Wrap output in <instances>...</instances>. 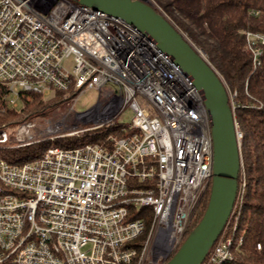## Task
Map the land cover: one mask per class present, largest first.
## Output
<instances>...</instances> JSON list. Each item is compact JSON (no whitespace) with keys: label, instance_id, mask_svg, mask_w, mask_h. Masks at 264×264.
I'll return each mask as SVG.
<instances>
[{"label":"built area","instance_id":"built-area-1","mask_svg":"<svg viewBox=\"0 0 264 264\" xmlns=\"http://www.w3.org/2000/svg\"><path fill=\"white\" fill-rule=\"evenodd\" d=\"M246 35L259 66L264 32ZM88 89L101 92L77 115L88 126L65 136L112 130L103 139L18 160L11 152L62 135L49 128L51 136L37 139L36 122L27 120L0 124V264H144L150 257L166 264L209 192L213 142L203 97L153 39L74 0H0V116L23 111L34 97ZM227 90L241 203L244 134L237 93ZM232 214L203 264L234 259L243 239L235 248Z\"/></svg>","mask_w":264,"mask_h":264},{"label":"trees","instance_id":"trees-1","mask_svg":"<svg viewBox=\"0 0 264 264\" xmlns=\"http://www.w3.org/2000/svg\"><path fill=\"white\" fill-rule=\"evenodd\" d=\"M155 1L167 18L206 52L226 87L237 93L236 119L244 134L241 153L246 188L242 202L236 203L232 214L233 223L237 217L233 235L235 248L240 239L243 240L234 251V259L224 264H264V50L260 65L255 66L246 35L247 31L264 32V0ZM252 10H258L260 14L253 15ZM42 104L43 99L34 97L23 111H10L0 116V123L35 110ZM108 132L112 130L99 133L94 139H103ZM30 150L31 147L11 153L17 157ZM208 198L209 192L187 235L204 215Z\"/></svg>","mask_w":264,"mask_h":264},{"label":"water","instance_id":"water-1","mask_svg":"<svg viewBox=\"0 0 264 264\" xmlns=\"http://www.w3.org/2000/svg\"><path fill=\"white\" fill-rule=\"evenodd\" d=\"M137 27L191 75L211 122L212 181L207 208L166 264H203L233 212L241 171L233 110L218 72L185 35L147 0H74Z\"/></svg>","mask_w":264,"mask_h":264},{"label":"rangeland","instance_id":"rangeland-1","mask_svg":"<svg viewBox=\"0 0 264 264\" xmlns=\"http://www.w3.org/2000/svg\"><path fill=\"white\" fill-rule=\"evenodd\" d=\"M152 4L159 12L163 13L161 7L157 4L155 0H147ZM167 17V16H166ZM179 30L180 28L175 25ZM183 33V32H182ZM185 37L203 54L206 60L213 66V68L218 72L219 71L214 67L210 62L206 52L198 47L189 37L183 33ZM221 77V76H220ZM222 79V77H221ZM224 81V79H222ZM101 92L98 89H88L84 92L75 95L73 93L65 94L58 93L57 97L52 100H44L43 104L36 108L35 110L26 111L23 115L9 118L8 120L2 121L0 124H12L16 125L24 120L30 122H36V129L34 130V135L37 139H44L49 137L47 129L53 128L58 130V134L62 135L60 138H55L54 141L43 140L31 147V152L28 154L20 155L18 160L23 158L35 157L40 155L45 148L50 147H78L83 146L84 144H90L95 139L86 133L75 134L74 136H65L68 132H74L76 130L86 128L88 125L84 124L83 121L77 116L78 113L84 112L91 107H93L99 100ZM19 110H22V102L19 101ZM131 109L126 108L125 113L122 118V123L128 124L131 122ZM3 117V116H2ZM56 136H59L56 134ZM46 139V138H45ZM72 142V143H71ZM152 258H148L144 264H162L161 260L151 262Z\"/></svg>","mask_w":264,"mask_h":264}]
</instances>
